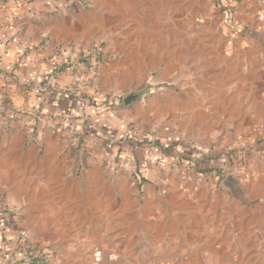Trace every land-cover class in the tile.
I'll use <instances>...</instances> for the list:
<instances>
[{
	"label": "crops",
	"instance_id": "obj_1",
	"mask_svg": "<svg viewBox=\"0 0 264 264\" xmlns=\"http://www.w3.org/2000/svg\"><path fill=\"white\" fill-rule=\"evenodd\" d=\"M218 1L208 0L206 23L194 28L197 47L221 48L220 56L147 60L142 50L177 45L172 38L167 44V0H91L85 8H64L63 0H0V98L17 115L0 116V264H28L33 250L39 264H264V0H234L231 19ZM187 26L180 22L183 50ZM249 28L260 39L248 36ZM94 44L109 63L87 77L88 117L73 115L63 130L53 120L37 122L36 108L63 113L73 80L68 65ZM128 49L137 51L127 55ZM207 76L212 102L204 107L190 98ZM141 89V99L124 103V94ZM225 111L232 123L224 128ZM256 114L263 125L249 139L257 144L261 137L263 148L252 155L256 175L249 182L223 184L209 171L217 184L199 186L191 198L177 177L167 180V170H146L140 190L134 160L130 169L105 163L109 138L149 137V155L167 158L155 145L174 143L178 132L167 136V120L178 121L185 143L208 149L223 128L239 134ZM79 156L81 174L73 168ZM179 172L186 182L208 175L196 171L189 180L186 170ZM168 181V194L154 189ZM98 248L105 253L101 263L94 261ZM108 252L116 259L108 260Z\"/></svg>",
	"mask_w": 264,
	"mask_h": 264
},
{
	"label": "rangeland",
	"instance_id": "obj_2",
	"mask_svg": "<svg viewBox=\"0 0 264 264\" xmlns=\"http://www.w3.org/2000/svg\"><path fill=\"white\" fill-rule=\"evenodd\" d=\"M31 1L33 0H28V3H30ZM53 1L57 2V0H53ZM90 3H91V0H66V2L65 0H63L61 4H64L63 7L64 6L66 7V5L69 4L70 7L80 6L82 8H85ZM208 5H209L208 0H167V44H169V40H171L172 38L177 43V45H175L172 48H169V46H167V48L165 49L142 50L145 53L147 60H151V59L152 60H163L164 58H167V60H196L197 56H203L205 57L204 59L207 60L206 57H211V52H212V55L220 56L221 48H218L219 45H217L218 49H215L216 47L212 48L211 45L208 47V49L202 46L197 47L198 34H196L194 27L197 24L204 26V24L206 23L207 21L206 12L207 13L209 12ZM184 19H186L188 22L187 27H188L189 35L187 39L188 40L187 48L186 49L184 48L183 50L178 47V42L180 40V31H179L180 22H182ZM170 33L172 36H169ZM214 38H215V35L213 34L212 40ZM93 48H100V47L97 46V44L96 45L94 44ZM136 51L137 50L128 49V50H125V53L127 55L133 56ZM122 56H124V54ZM190 68L191 66H188L189 71H190ZM208 69L209 67L204 68V70H208ZM208 78L210 77L207 76L206 78H204V80L196 82V87L194 88L199 89L200 92L198 95L194 94L192 96V99L190 98V100H192L194 104L203 103L204 107L206 104H211L212 102V96H211L212 82L210 80H207ZM175 83H177L176 86H179V85L181 86L182 83L184 82H181V84H179V82H175ZM185 84H188V85L194 84V82H185ZM181 87L185 88L183 87V85ZM221 101H223L224 103L229 102L227 95L224 98H221ZM221 105H222V102H221ZM229 113L230 112H226V111L220 112V116H221L220 122H221V126H224V128L228 126V123L230 121L229 117L231 114ZM204 114L211 115L210 112L204 113ZM243 115L244 114L241 113V117H243ZM260 119L261 117L259 116V114H256L255 118L252 119L250 127L242 129L239 134H235L233 133V131H227V129L223 128L222 132H220V135L218 137L219 140L215 141L213 144H211L208 147L210 148L211 150L210 152L212 155L216 156L218 154H221L227 160V163L224 165L223 170L220 172V175L217 178L219 182L221 181L224 184L225 183L224 181L229 176H233L235 180L240 179L241 181L249 182L252 178H254V175H256V170H254L256 168L252 166L253 165L252 155L253 154L256 155L255 152L259 151L261 149L260 147L263 148V143L261 142L262 141L261 137H259L260 141H258V143L256 142L257 144H255L254 141L252 140L250 141L249 137H251V135L255 133L259 134V129H260L259 127L263 125L260 123L259 121ZM230 122L232 123V120ZM179 126L180 125L178 121L170 122L169 120H167V136H168V133L170 134V133L178 132L177 135H179V141L178 142L175 141L176 140L175 138L177 137V135L174 136L173 134L171 135L172 140L176 143L189 145V143H185V141L183 140L184 134L179 129ZM142 133L143 131H141L139 134L143 136ZM110 140L111 138L103 142L104 150H109L108 144ZM242 143H245V146H243ZM128 151L130 154H133V151L130 146H128ZM235 151H242V153L246 155L245 157L246 160H243L238 155L236 156ZM82 152L84 153L83 150ZM140 153L149 155L146 152H141V150H140ZM191 153H192L191 151L184 152V154L188 156L191 155ZM230 153H233L232 159H230L229 157ZM203 156H206V155L203 154ZM238 164L241 170L235 172L234 166H237ZM206 166L208 167L209 165L207 164ZM183 169L187 171V178L189 180H191L189 176L192 175L193 172L195 173L197 171L194 168H188V167L179 166L177 164H171L170 167H167V180L169 179V176H172V178L177 177L176 179L179 180L177 185L180 186L181 188L180 191L183 192L188 197H191V198L194 197L196 192L200 190L199 186L205 183L206 184L213 183L214 185L217 184L212 181L213 179L210 177L211 176L210 172L206 173L208 175L203 176L201 180H199V178H196V176L195 177L193 176L192 178L194 179L193 182L188 181V180L186 182L185 177L182 176L183 174L179 172V171H182ZM84 170H85V162H84ZM83 171H80L78 174L83 173ZM245 174L250 176L247 180L245 179ZM196 181L198 182L196 183ZM161 183L162 182H160V184L158 183L154 184V189L156 191L157 190L161 191L163 194H168L170 192L169 181L168 183H164V184H161ZM123 195L125 196V198L128 197V194L126 192H124ZM125 201H128V199L127 200L125 199Z\"/></svg>",
	"mask_w": 264,
	"mask_h": 264
},
{
	"label": "trees",
	"instance_id": "obj_3",
	"mask_svg": "<svg viewBox=\"0 0 264 264\" xmlns=\"http://www.w3.org/2000/svg\"><path fill=\"white\" fill-rule=\"evenodd\" d=\"M217 7L223 10L226 19H231L233 16L234 3L229 2V0H219L217 2ZM102 53L100 51L89 52L85 57H79V62H83V64L90 65L93 60H97L98 58H103ZM106 58V57H104ZM63 104L60 108H62L65 112H71L76 114L77 117L81 116V109L79 105L76 103V98L69 94L63 96L62 100ZM96 104V102H95ZM103 105L105 107H110L111 103L108 100H102ZM4 118L8 119L9 117L4 112ZM176 142L179 141V138H176ZM152 140L147 138L139 139V137L135 136L132 132L130 135L121 137L120 139L115 141V153L119 154L121 152L123 144H127L131 147L134 154V161L136 163V171H134L133 175L137 180V185L142 190L144 188L145 183L148 181L146 176V170L142 166V158L143 155L141 152H147L150 154L149 149H147L146 145L152 144ZM176 142H171V140L167 139H159L155 142L157 147H162V150L167 152V159L171 164H177L179 166L194 168L199 172V174L206 172H214L220 175V172L223 170L224 165L227 163V160L221 155L218 154L216 156L211 154L210 148H202L197 144H180ZM153 145V144H152ZM191 151V155H185L184 152ZM236 156H240L243 160H246V155L242 153V151H235ZM205 154L206 156H203ZM243 154V156H242ZM230 159L233 158V153L229 154ZM158 158V157H156ZM161 158V157H160ZM209 165L208 167L206 165ZM39 258H32L29 261V264H39Z\"/></svg>",
	"mask_w": 264,
	"mask_h": 264
},
{
	"label": "built area",
	"instance_id": "obj_4",
	"mask_svg": "<svg viewBox=\"0 0 264 264\" xmlns=\"http://www.w3.org/2000/svg\"><path fill=\"white\" fill-rule=\"evenodd\" d=\"M234 0H229V2H233ZM67 47V46H65ZM68 48V47H67ZM95 51H100V48H92V50L90 52L95 53ZM89 53V52H88ZM88 53H86L85 56L88 55ZM84 56V57H85ZM109 61L107 60V58H98L97 60H93L90 65H86L83 64V62H79V59L75 60L73 62V64H69L67 70L68 71H73V80L72 82L65 88V93L69 94L71 96H74L76 98V103L79 105L81 111H82V116L84 118L88 117V107L90 105V103H92V99L86 97L84 95V89L87 86V77L89 75L90 72H94L96 71V69L99 67V65L101 64H108ZM18 62L15 64L17 65ZM59 71V70H58ZM56 72V75L59 76L60 75V71ZM4 112H8V117L10 118H16V112L12 111L10 109V107H8L6 105V103H4L2 101V99L0 98V116L2 117L4 115ZM34 113L36 114V119L37 122H41V121H51L53 120L56 124V129L58 130H63L65 128V126L69 123V121L73 118V113H69V112H65L63 111V113H59V114H52L49 115L46 112L39 110L38 108L34 109ZM74 138V137H73ZM37 139V138H35ZM243 146H245V143H242ZM41 146V144H39V147ZM128 146L127 144H123L122 150L121 152H119V154H116L114 151L115 148V140L111 139L109 144H108V148L109 150H105V152L107 153V159L105 161L106 165L112 168H117V167H123V168H132V161L134 160V155L130 154L128 151ZM84 159L82 156H79L73 163L74 165V169L76 173H79L80 171L84 170ZM142 166L144 167L145 170H150V169H159L162 171L167 170V167L171 166V163L168 161L167 158L162 157V158H154L151 155H144V157L142 158ZM235 167V172L236 171H240L241 168L239 167V164ZM136 170V167H135ZM146 171V172H147ZM250 176L245 174V179L247 180ZM134 180L136 181L137 184V180L134 177ZM22 244L26 243L25 238H23V240H21ZM105 257V253L103 252L102 249H96L94 252V261L96 263H101L103 261V258ZM106 257L109 260H115L116 259V254L114 252H108ZM32 258H39L36 250L30 251L29 252V256L27 258V262L29 264V261Z\"/></svg>",
	"mask_w": 264,
	"mask_h": 264
},
{
	"label": "water",
	"instance_id": "obj_5",
	"mask_svg": "<svg viewBox=\"0 0 264 264\" xmlns=\"http://www.w3.org/2000/svg\"><path fill=\"white\" fill-rule=\"evenodd\" d=\"M247 35L248 36H252L255 38H259L260 39V34H258L257 32H255V30H253L252 28L247 30ZM146 94V90L145 89H141V90H136V91H129L126 94H124L123 99H124V103L126 105H130L132 102L141 99L144 95ZM233 181L234 178L233 176H229L226 178V181Z\"/></svg>",
	"mask_w": 264,
	"mask_h": 264
}]
</instances>
